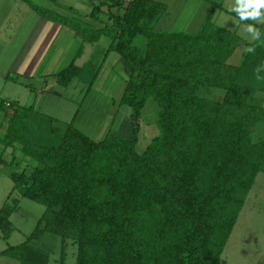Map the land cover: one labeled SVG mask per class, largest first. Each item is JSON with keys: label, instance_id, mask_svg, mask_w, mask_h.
I'll return each instance as SVG.
<instances>
[{"label": "trees", "instance_id": "trees-1", "mask_svg": "<svg viewBox=\"0 0 264 264\" xmlns=\"http://www.w3.org/2000/svg\"><path fill=\"white\" fill-rule=\"evenodd\" d=\"M24 1L81 37L56 73L60 86L87 81L88 93L110 52L129 64L118 103L131 108L134 126L130 137L108 129L95 140L75 125L79 107L60 124L33 105L8 102L11 113L0 141L18 145L35 164L29 173L9 170L8 176L13 190L45 209L28 240L0 254L19 264H50L45 251L29 244L50 232L61 238L59 264L67 240L76 245L75 264H221L255 178L264 173V105L252 102L264 92L262 29L259 39L248 42L215 25L214 11L225 10L218 3L189 32L155 29L166 9L156 0H89L88 16L99 21L97 27ZM101 36L109 44L97 72L92 59L76 65L84 44ZM137 36L145 39L143 47L133 44ZM240 45V62H229ZM248 47L255 51L246 52ZM148 99L158 107V134L138 152V119ZM5 102L0 99V112ZM16 206L5 201L0 207L3 238Z\"/></svg>", "mask_w": 264, "mask_h": 264}, {"label": "rangeland", "instance_id": "rangeland-1", "mask_svg": "<svg viewBox=\"0 0 264 264\" xmlns=\"http://www.w3.org/2000/svg\"><path fill=\"white\" fill-rule=\"evenodd\" d=\"M32 1L45 9L54 11L56 14L69 19L79 20L84 25L97 27L100 24L99 21L88 16L91 9L89 0ZM160 1L166 5L168 4V17L164 19L163 16H160L155 23V29L189 30L190 32L195 29V27H192V24H195L193 23L195 8H193L192 2H187L186 0ZM92 2L96 4L103 3L102 0ZM223 3L226 8L231 9L235 4V0H227ZM102 6V14L99 16L105 21L106 16L104 13L107 11V8L105 5ZM226 10L227 9L217 10L215 19L212 20V22L217 26L233 30L239 29L241 26V29H239L240 33H242L241 37L244 40L253 39L251 33L243 31L246 30V25L248 23L239 20L235 12ZM114 11L122 13V9L120 8H116ZM60 26H62V29L65 30L66 33L65 50H67V55L62 64H59L58 68L64 66L71 60L73 53L79 46V40L77 37L74 38L72 36L71 29L64 25ZM257 26L259 30L262 29L263 33L261 34L264 36V23H259ZM62 37H60V39ZM60 41H62V39ZM144 43V38L140 36L134 38L133 44L143 47ZM108 44L109 39L106 36H101L97 42L85 43L83 53L77 58L76 63L82 65L88 59H92L93 62L96 63L93 67V72H97ZM242 52L243 46L240 45L230 57L229 62L234 64L239 63ZM130 70L131 68L125 60L120 59L115 52H110L105 61L101 64L99 71L96 73L95 80L88 93L86 92L88 85L87 81H75L66 87L57 86V91L62 93L61 97L52 93H47L45 98L36 96L33 92L28 91V89L20 87L15 88L17 85L11 84H8L11 90H8L4 96L12 99L16 98V95L19 94L22 98L20 100L21 102L26 105L34 104L33 106L35 109L56 118L57 122L60 124L69 122L76 109L79 107L80 109L75 119V125L95 140L101 139L108 129L111 130L112 133H116L122 137H130L131 129L134 126V121L131 119V108L128 105H119L118 103L124 87L125 77H127ZM2 84L3 83L0 84V87L5 89ZM34 86H36V82ZM24 93H26L25 95L28 96V98H23L22 95H24ZM85 93H87V95H85ZM219 95L220 92H216L213 96L217 98ZM255 96L256 97L252 99L253 103H258V98L264 97V95L260 93H256ZM262 105H264V102ZM157 110L158 107L156 102L153 99H148L138 119L139 132L138 143L136 145L138 152H141L150 139L158 134V128L155 123ZM10 113L11 110L9 106L2 108L0 112V127L3 124H7ZM13 148V158H8L7 163L0 166V207L5 201H10L12 203L17 201V206L9 217L12 229L8 237L3 238L0 230V252L8 246H15L28 240V236L34 230L38 219L45 209L44 205L26 197H22L19 190H13V182L7 175V172L9 170H23L29 173L35 165L33 161H28L25 157L24 161L16 159V163L10 164V160L11 162L15 160V151L17 147L15 146ZM9 152L11 153V151ZM263 175V172L258 173L257 182L248 193L249 197L245 200L244 207L239 213L235 226L220 256L221 264H264ZM9 194L10 197L8 198ZM29 244L36 249L45 251L49 256L50 264L60 263L62 243L59 236L50 232H45L40 239L30 240ZM64 252L65 258L63 264H75L76 245L72 243L71 240L66 241ZM0 264H19V262L7 255L0 254Z\"/></svg>", "mask_w": 264, "mask_h": 264}, {"label": "crops", "instance_id": "crops-1", "mask_svg": "<svg viewBox=\"0 0 264 264\" xmlns=\"http://www.w3.org/2000/svg\"><path fill=\"white\" fill-rule=\"evenodd\" d=\"M186 1L192 2V6L193 8H195V13H193V19L195 21H193V23L195 24H192V27H195V29H193V31L198 29L205 15L211 9L213 3H218L224 9L230 10L223 5V2L227 0ZM168 7L169 6L167 4L165 12L161 15L164 17V19L168 17ZM217 10L221 9H216L214 11L212 20L215 19ZM244 23L249 24L253 22L245 21ZM255 26L258 28L257 24H255ZM61 29L62 26H60V24L55 22L53 23L49 19L41 17L34 10H32L24 0H0V84L3 83L2 85L5 87V89L0 87V99H4L6 102L15 101L20 105H26L25 103L20 101L22 98L21 96H19V94L16 95V98L12 99L4 96V94L8 90H11L8 84L17 85L15 86V88L20 87L28 89V91L33 92L36 96L44 98L47 93H52L58 97L62 96V93L57 91V86L60 85L56 81V73L60 69L64 68L68 63L58 68L59 64H62L67 55V50H65L66 33L65 30L62 29V31ZM239 29H241V26ZM239 29H236L235 31L241 37L242 33H240ZM71 31L72 36L74 38L77 37V39L79 40V44H81V37L76 35L73 30ZM243 31L247 32L246 30ZM60 37H62V41H60ZM246 40L248 42H251L254 39L250 38ZM75 64L78 65L76 61ZM75 81L79 80H73L70 84ZM35 82L36 86H34ZM257 93L264 95V92ZM25 94L26 93L22 95L23 98H28V96H26ZM258 99L262 103L264 102V97H260ZM6 125L7 124H3L1 125L2 128L0 127V138L4 133ZM15 146L17 147V149L15 148V160H13L16 161L17 159L19 161H24V159L27 158L29 161L28 157L24 158L21 155L18 145L15 144ZM13 149V146L4 147V145L0 141V166L4 163H7L8 158H13ZM9 151H11V153ZM9 163L11 164V160ZM257 176L255 178L253 186L257 182ZM262 177H264V175ZM262 183H264V180H262ZM248 197L249 194L247 198Z\"/></svg>", "mask_w": 264, "mask_h": 264}, {"label": "clouds", "instance_id": "clouds-1", "mask_svg": "<svg viewBox=\"0 0 264 264\" xmlns=\"http://www.w3.org/2000/svg\"><path fill=\"white\" fill-rule=\"evenodd\" d=\"M236 13L241 21H253L246 25V31L252 34L253 39H259L260 30L255 24L264 23V0H235L234 6L230 9ZM246 52L255 51L254 47H248ZM259 80V77H257Z\"/></svg>", "mask_w": 264, "mask_h": 264}, {"label": "built area", "instance_id": "built-area-1", "mask_svg": "<svg viewBox=\"0 0 264 264\" xmlns=\"http://www.w3.org/2000/svg\"><path fill=\"white\" fill-rule=\"evenodd\" d=\"M6 105L8 106V105H9V103H8V102H6Z\"/></svg>", "mask_w": 264, "mask_h": 264}]
</instances>
